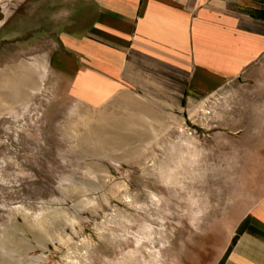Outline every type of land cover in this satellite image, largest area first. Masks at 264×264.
<instances>
[{
  "label": "rangeland",
  "instance_id": "obj_1",
  "mask_svg": "<svg viewBox=\"0 0 264 264\" xmlns=\"http://www.w3.org/2000/svg\"><path fill=\"white\" fill-rule=\"evenodd\" d=\"M243 95L235 80L188 111L126 95L91 108L42 72L0 115V264H222L264 189Z\"/></svg>",
  "mask_w": 264,
  "mask_h": 264
},
{
  "label": "crops",
  "instance_id": "obj_2",
  "mask_svg": "<svg viewBox=\"0 0 264 264\" xmlns=\"http://www.w3.org/2000/svg\"><path fill=\"white\" fill-rule=\"evenodd\" d=\"M9 1L0 42L10 40L7 55L18 58L0 64V115L28 101L42 72L55 95L77 104L98 108L126 95L160 112L183 101L188 111L195 97L236 80L250 95L234 116L253 120L239 132L254 135L256 159L264 156V21L251 14L264 0ZM261 191L222 264H264Z\"/></svg>",
  "mask_w": 264,
  "mask_h": 264
},
{
  "label": "trees",
  "instance_id": "obj_3",
  "mask_svg": "<svg viewBox=\"0 0 264 264\" xmlns=\"http://www.w3.org/2000/svg\"><path fill=\"white\" fill-rule=\"evenodd\" d=\"M263 5H264V1H263ZM255 18L264 21V8L259 11V12H252L251 13Z\"/></svg>",
  "mask_w": 264,
  "mask_h": 264
}]
</instances>
